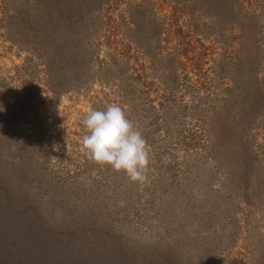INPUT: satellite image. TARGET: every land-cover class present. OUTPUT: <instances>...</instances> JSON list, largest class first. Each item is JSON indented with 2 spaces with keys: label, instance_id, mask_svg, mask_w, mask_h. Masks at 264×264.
<instances>
[{
  "label": "rangeland",
  "instance_id": "374dc122",
  "mask_svg": "<svg viewBox=\"0 0 264 264\" xmlns=\"http://www.w3.org/2000/svg\"><path fill=\"white\" fill-rule=\"evenodd\" d=\"M21 1L0 0L4 169H26L25 183H40L42 193L49 184L61 198L55 207L77 205L67 210L99 227L89 234L121 243L140 262L264 264V11L241 0L260 15L258 51L247 33L237 49L229 23L219 20L229 36L226 55L215 25L198 34L185 20L189 11L174 26L179 34L163 41L167 27L154 17L166 21L169 0H53L51 45L33 55L15 12ZM37 16L40 23L41 8ZM185 42L196 43L187 67L180 63ZM198 51L203 59L192 57ZM45 52L52 53L53 92ZM110 104L146 140L142 182L83 149L84 117Z\"/></svg>",
  "mask_w": 264,
  "mask_h": 264
},
{
  "label": "trees",
  "instance_id": "16d2710c",
  "mask_svg": "<svg viewBox=\"0 0 264 264\" xmlns=\"http://www.w3.org/2000/svg\"><path fill=\"white\" fill-rule=\"evenodd\" d=\"M252 1L253 5L256 4L264 11V0ZM169 2L170 13L164 24L161 22L159 25L156 24L158 21L154 17L156 26L160 29L163 26L167 27L164 33L166 39L163 41L168 42L175 32L179 34L180 30H175L174 26L179 16L184 17L183 13L189 11L185 20L190 22L198 34H201V29L205 33V28L209 30L208 26L215 25L218 32L214 35L218 38V43L224 47L230 45L223 41L229 36H226L227 29L219 25L221 20L226 25L230 24L228 30L231 39H238L237 49L247 44L245 41L248 34L254 38L250 49L259 50L255 25L260 15H257L256 11L246 9L241 0H169ZM38 8H41L42 14L40 23L37 16ZM20 10L24 12L23 15ZM31 11L33 12L30 13ZM15 12L20 17L19 25L25 21L22 26L25 34L21 35L26 37L23 43L30 49L31 54L36 55L42 48L51 45L47 40L50 39V25L54 19L53 0H22L20 9H16ZM31 17H34V22H31ZM6 18L11 19V16L8 15ZM246 20H249L250 24ZM11 24L14 26L15 23ZM247 26H251L254 32L245 28ZM4 30L8 36L13 31L10 25ZM198 42L203 49L206 47L202 40ZM193 47H196V43L185 42L183 52L187 62L180 60L181 65L187 67L191 59L189 49ZM223 53L232 54L226 47ZM45 54L47 69L44 74L47 76L48 88L53 92L52 53ZM192 57L203 59L204 52H195ZM201 61L195 64L197 69H201ZM5 150H0V264H148L133 259L132 254L121 243L107 244L99 234H89L93 230L98 232L99 227L90 218L92 216H74L70 213L78 209L77 205L55 207V203H59L61 198L54 199L55 193L49 184H46L49 193H42L45 187L40 186V183L34 186L25 183L24 179L28 174L26 169L10 172L5 170L3 167L4 159L7 158ZM103 230L108 229L103 227Z\"/></svg>",
  "mask_w": 264,
  "mask_h": 264
},
{
  "label": "clouds",
  "instance_id": "9594fccd",
  "mask_svg": "<svg viewBox=\"0 0 264 264\" xmlns=\"http://www.w3.org/2000/svg\"><path fill=\"white\" fill-rule=\"evenodd\" d=\"M87 129L82 138L83 149L89 159L124 171L133 181H144L149 164L146 140L125 110L110 104L105 110H91L83 119Z\"/></svg>",
  "mask_w": 264,
  "mask_h": 264
}]
</instances>
